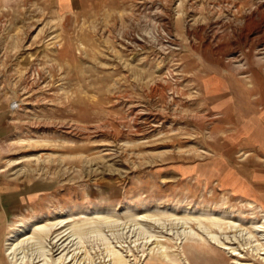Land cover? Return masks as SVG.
<instances>
[{
  "label": "rangeland",
  "instance_id": "rangeland-1",
  "mask_svg": "<svg viewBox=\"0 0 264 264\" xmlns=\"http://www.w3.org/2000/svg\"><path fill=\"white\" fill-rule=\"evenodd\" d=\"M0 264H264V0H0Z\"/></svg>",
  "mask_w": 264,
  "mask_h": 264
},
{
  "label": "bare ground",
  "instance_id": "bare-ground-1",
  "mask_svg": "<svg viewBox=\"0 0 264 264\" xmlns=\"http://www.w3.org/2000/svg\"><path fill=\"white\" fill-rule=\"evenodd\" d=\"M95 230V229H94ZM95 231H97V230H95ZM19 246H18V243H16V244H14L13 246H10V250H16L17 248H18ZM8 249H9V247H8ZM20 250V247H19V249H18V251ZM23 252V251H22ZM15 254V253H14ZM19 254V253H18ZM20 255V254H19ZM24 255V254H23ZM22 258V257H21ZM24 258V257H23Z\"/></svg>",
  "mask_w": 264,
  "mask_h": 264
}]
</instances>
